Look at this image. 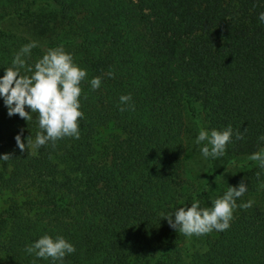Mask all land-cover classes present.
I'll return each instance as SVG.
<instances>
[{
  "label": "trees",
  "instance_id": "trees-1",
  "mask_svg": "<svg viewBox=\"0 0 264 264\" xmlns=\"http://www.w3.org/2000/svg\"><path fill=\"white\" fill-rule=\"evenodd\" d=\"M261 11L264 0H0V75L29 40L38 47L27 63L59 46L87 72L78 139L33 150L36 114L9 117L0 98V153L12 155L0 161V264H50L24 251L45 233L74 245L64 264H264V208L253 198L264 170L247 161L212 190L210 182L194 186L183 166L194 102L202 127L243 135L225 154L259 150ZM94 76L101 85L91 90ZM122 94L131 95L132 108L119 110ZM21 129L23 152L14 140ZM208 162L215 171V160ZM241 181L247 191L230 226L199 235L204 248L186 253V236L162 215L193 199L210 207ZM249 199L252 206L241 209Z\"/></svg>",
  "mask_w": 264,
  "mask_h": 264
},
{
  "label": "clouds",
  "instance_id": "clouds-1",
  "mask_svg": "<svg viewBox=\"0 0 264 264\" xmlns=\"http://www.w3.org/2000/svg\"><path fill=\"white\" fill-rule=\"evenodd\" d=\"M258 19L264 24V11L258 13ZM38 47L35 40H29L14 53L11 66L3 69L0 75V98L6 108V114H13L25 121L35 113L37 131L31 141L33 150L48 142L71 137L79 138L78 118L83 117L80 110L81 81L87 77L85 69L76 65L72 55L62 47L48 48L34 63H27L31 50ZM26 74H21V70ZM109 77L112 76L108 72ZM91 90L101 85V78L94 76L88 80ZM119 110L132 108L131 95L119 96ZM27 106L28 111L25 110ZM14 135L16 146L23 152L25 143L21 141V132ZM235 139L242 140L243 135L231 126L224 129L200 128L193 143L199 146V152L205 160H216L225 154L226 145ZM264 141V135L259 137ZM9 153H0V161H7ZM249 159L264 170V148L250 154ZM247 191V185L241 181L235 187L229 185L223 194L211 200L210 207H201L200 201L193 199L190 205H184L162 215L169 227L186 237L203 235L213 230L224 231L230 226L233 211L237 208V199ZM251 199L239 204L241 209L250 208ZM26 254L34 258L48 260L50 264H64L66 255L75 252L74 245L63 236H50L47 233L25 245ZM35 264V259L33 260Z\"/></svg>",
  "mask_w": 264,
  "mask_h": 264
},
{
  "label": "rangeland",
  "instance_id": "rangeland-1",
  "mask_svg": "<svg viewBox=\"0 0 264 264\" xmlns=\"http://www.w3.org/2000/svg\"><path fill=\"white\" fill-rule=\"evenodd\" d=\"M45 12L41 13L43 16ZM43 19V18H42ZM45 20V19H44ZM194 114H186L187 131H186V143L187 151L186 158L184 162V177L189 179L191 183L196 187H201L206 182H210L212 190L218 189L225 181L231 176V173L237 172L236 168H240L242 165L248 164L250 161L248 157H231V155L224 154L222 157H218L215 160L214 170L210 168L209 159L205 160L202 158L199 152V146L193 143L195 136L197 135L199 129L202 127V115L201 107L199 103H193ZM200 127V128H199ZM203 128L204 124H203ZM106 130H103V134ZM264 148V141L259 142V150ZM239 171V170H238ZM254 200L259 202L264 208V186H260L258 190L254 193ZM2 199V198H1ZM199 237L197 235H192L186 237L184 242V251L189 253L195 249L201 250L204 248L203 244L199 242Z\"/></svg>",
  "mask_w": 264,
  "mask_h": 264
}]
</instances>
